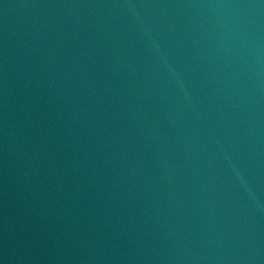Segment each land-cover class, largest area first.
Returning a JSON list of instances; mask_svg holds the SVG:
<instances>
[{
	"label": "water",
	"instance_id": "95a60500",
	"mask_svg": "<svg viewBox=\"0 0 264 264\" xmlns=\"http://www.w3.org/2000/svg\"><path fill=\"white\" fill-rule=\"evenodd\" d=\"M0 264H264V0H0Z\"/></svg>",
	"mask_w": 264,
	"mask_h": 264
}]
</instances>
